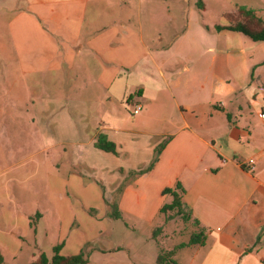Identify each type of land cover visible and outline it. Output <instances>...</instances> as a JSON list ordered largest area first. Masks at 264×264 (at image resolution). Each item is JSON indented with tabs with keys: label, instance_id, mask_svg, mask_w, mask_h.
Masks as SVG:
<instances>
[{
	"label": "crops",
	"instance_id": "obj_1",
	"mask_svg": "<svg viewBox=\"0 0 264 264\" xmlns=\"http://www.w3.org/2000/svg\"><path fill=\"white\" fill-rule=\"evenodd\" d=\"M188 1H1L0 264L50 258L56 245L92 257L116 222L167 223L165 189L205 237L174 250L176 264L207 246L199 264L215 249L231 264H264V84L253 79L264 42L253 60L236 49L247 36L215 29L234 23L214 24L218 48L205 54L191 37L173 61L175 5ZM245 8L264 23L263 8ZM139 102L128 123L125 108ZM99 135L116 154L95 147Z\"/></svg>",
	"mask_w": 264,
	"mask_h": 264
},
{
	"label": "rangeland",
	"instance_id": "obj_2",
	"mask_svg": "<svg viewBox=\"0 0 264 264\" xmlns=\"http://www.w3.org/2000/svg\"><path fill=\"white\" fill-rule=\"evenodd\" d=\"M3 0H0V3ZM205 9L200 8V0H189L186 3L179 2L175 5L178 15L177 21L173 23L177 27V33L179 38L174 44V47H179L181 44V50L172 49L169 57L175 60L176 56L186 54L188 42L191 37L195 39L206 54L207 49L218 48L220 41L216 38V34H210L207 27L214 24H227L231 21L222 16L223 13L231 14L235 19L237 18L235 7L244 5L245 7L252 6L253 8H263L261 10V16L264 18V0H206ZM2 24V23H1ZM171 24V25H173ZM3 25V24H2ZM172 35L175 31L171 28ZM247 45L237 44L236 49L243 47L247 56H250L253 60L259 58L257 49L260 43H253L247 38ZM245 41V40H244ZM225 46L221 45L220 49ZM221 52V51H220ZM258 56V57H257ZM2 68V62L0 60V69ZM1 77V72H0ZM259 85L264 84V66H257L254 69V78ZM134 94L132 98L134 99ZM126 100V99H125ZM137 102L136 99L133 100ZM126 101H124V105ZM138 104H141L140 102ZM117 111L120 110V105L117 103ZM132 105L125 108V119L128 123L131 122V110ZM142 108V105H141ZM122 111V110H121ZM139 119V116L138 118ZM172 216L170 220L163 223V216L159 217L154 223L152 229L141 227L131 220L123 222H116L107 231H102V234H107L108 239H102L101 246L107 247L105 249H99L93 252L90 257V251H83V254L87 259V264H157L156 260L158 256L164 257L166 264H171L173 258L168 255V248H172L176 243H185L189 241L190 237L198 232L196 226L190 221H185L181 217L176 216L175 213H170ZM106 241L109 244L105 245ZM205 242V239H204ZM204 245V244H203ZM201 245V246H203ZM209 245V244H208ZM210 246L200 248L199 250H192L187 252L184 257L185 264H199L207 255L211 256ZM216 259L214 261L208 259L207 264H231L227 259L222 256V252L215 249L212 252ZM79 255V254H78ZM175 262V261H174ZM234 264H239L235 262Z\"/></svg>",
	"mask_w": 264,
	"mask_h": 264
},
{
	"label": "trees",
	"instance_id": "obj_3",
	"mask_svg": "<svg viewBox=\"0 0 264 264\" xmlns=\"http://www.w3.org/2000/svg\"><path fill=\"white\" fill-rule=\"evenodd\" d=\"M202 7L200 3V8ZM237 18L235 19L231 14L227 15V18L234 24H230L227 27L217 26L215 29L217 31H221L223 29L234 31L241 33L247 36L253 42H264V23L261 19L257 18L254 14L253 10L246 9L245 7H239L237 10V14H235ZM241 21H237V20ZM95 147L101 149L106 152H110L116 154L115 145L112 142L107 141V139L103 135H99L97 138V142L95 143ZM161 148L155 151V156L151 161L150 165L141 173L148 172L151 170L157 161L158 155L160 153ZM164 194L171 196V202L169 204L163 205L160 212L165 215L166 221L170 220L171 214L175 213L176 216L181 217L185 221H190L189 211L183 206L180 201L179 196L172 191L171 189H165L163 191ZM111 210V217L114 220L120 219V213L118 211V207L116 203L109 204ZM194 226H197V222H191ZM204 233L199 231L193 234L188 243H182L175 247L172 251L168 252V255L171 257L174 254V250L192 246V245H203L204 244ZM61 245H56L53 247V255L52 257H47L45 254L41 253L38 259L31 264H87V259L83 254L74 255L65 257L60 254ZM157 264H166L164 257L158 256L156 260ZM1 263V258H0ZM171 264H176L174 261H171Z\"/></svg>",
	"mask_w": 264,
	"mask_h": 264
},
{
	"label": "built area",
	"instance_id": "obj_4",
	"mask_svg": "<svg viewBox=\"0 0 264 264\" xmlns=\"http://www.w3.org/2000/svg\"><path fill=\"white\" fill-rule=\"evenodd\" d=\"M140 109H141V105L140 104L134 105L133 106V112H132L133 115L138 114ZM258 118L261 119V120H264V112L263 111L258 114ZM251 163H252V160L249 161V164H251Z\"/></svg>",
	"mask_w": 264,
	"mask_h": 264
}]
</instances>
